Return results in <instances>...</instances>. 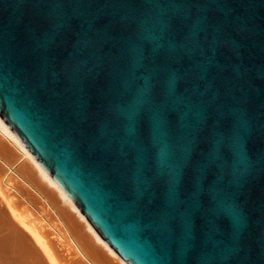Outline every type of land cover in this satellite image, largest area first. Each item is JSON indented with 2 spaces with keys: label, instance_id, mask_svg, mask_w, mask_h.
I'll list each match as a JSON object with an SVG mask.
<instances>
[{
  "label": "water",
  "instance_id": "95a60500",
  "mask_svg": "<svg viewBox=\"0 0 264 264\" xmlns=\"http://www.w3.org/2000/svg\"><path fill=\"white\" fill-rule=\"evenodd\" d=\"M0 117L127 264H264V0H0Z\"/></svg>",
  "mask_w": 264,
  "mask_h": 264
},
{
  "label": "bare ground",
  "instance_id": "6f19581e",
  "mask_svg": "<svg viewBox=\"0 0 264 264\" xmlns=\"http://www.w3.org/2000/svg\"><path fill=\"white\" fill-rule=\"evenodd\" d=\"M0 264H127L1 117Z\"/></svg>",
  "mask_w": 264,
  "mask_h": 264
},
{
  "label": "rangeland",
  "instance_id": "374dc122",
  "mask_svg": "<svg viewBox=\"0 0 264 264\" xmlns=\"http://www.w3.org/2000/svg\"><path fill=\"white\" fill-rule=\"evenodd\" d=\"M117 262H118V259H117Z\"/></svg>",
  "mask_w": 264,
  "mask_h": 264
}]
</instances>
